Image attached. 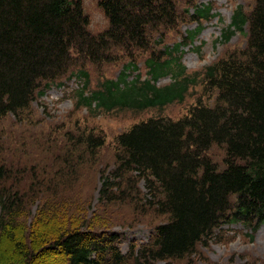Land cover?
<instances>
[{"label": "trees", "instance_id": "obj_1", "mask_svg": "<svg viewBox=\"0 0 264 264\" xmlns=\"http://www.w3.org/2000/svg\"><path fill=\"white\" fill-rule=\"evenodd\" d=\"M96 1L109 23L100 33L90 30L84 0H0V116H26L39 95L72 77L83 81L76 107L96 114L152 109L162 114L175 103H185L199 87L187 116L153 117L120 134L112 167L102 176L104 203L140 196L138 183L143 181L149 190L147 206L166 222L154 230L153 243L132 246L123 254L116 246L119 234L104 231L111 225L105 204L94 211L87 205L92 217L74 221L68 214L72 202L60 198L80 178L81 165L92 164L87 156L93 158L104 146L103 138L91 133L85 137L84 132L54 153L50 149L55 140L48 136L45 153L60 158V167L32 164L20 172L4 161L0 135V264H44L52 256H61L62 264L183 260L199 245L206 246L225 223L252 230L253 242L264 225V0H254L249 13L237 7L229 24L220 21L224 25L216 42L227 46L240 34L247 39L246 47L192 74L182 63V43L170 47L167 36L189 20L196 27L184 40L194 42L203 24L218 16L210 3ZM160 47L165 56L158 53ZM122 60L128 62L126 72L137 71L143 61L150 78L129 80L124 71L115 80L103 75L98 88L89 89L95 71ZM165 77L170 84L159 86ZM218 154L222 164L216 161ZM49 203L55 206L52 210ZM34 206L37 212L43 207L38 236L37 227L26 222ZM56 208L67 217L60 219ZM8 246L11 260L6 259Z\"/></svg>", "mask_w": 264, "mask_h": 264}, {"label": "rangeland", "instance_id": "obj_2", "mask_svg": "<svg viewBox=\"0 0 264 264\" xmlns=\"http://www.w3.org/2000/svg\"><path fill=\"white\" fill-rule=\"evenodd\" d=\"M212 3L215 8L217 19L206 24L205 29L194 42H187L184 45V55L182 63L186 66L189 74L201 72L206 66L212 65L217 61L224 59L229 52L239 48L243 49L247 45V39L237 34L230 45L223 46L217 43L222 35L223 25L231 22L234 11L237 7H242L245 13H249L253 7L254 0H198L197 4ZM85 12L91 19L90 30L94 33H100L108 28V19L100 11L96 0H84ZM192 26H183L182 33L193 28ZM175 37L171 38L173 41ZM172 44V43H170ZM200 48V52L197 49ZM126 62H113L105 65L99 71L94 72L90 89L98 87L100 77L109 76L116 78L125 69ZM139 73L145 77L147 69L144 63H139ZM133 76L129 77L132 80ZM170 77H165L158 82L159 86L170 84ZM81 86L77 79H72L63 84H53L51 89L43 97H37L33 102L31 110L26 116L14 117L13 115L0 116V135L5 141V160L14 170L23 172L24 169L32 164L40 166H52L56 163L60 167V158L51 157L45 153L47 148L46 140L51 136L52 144L50 151L57 153L58 148L64 146L67 142H76L78 138L85 133L94 137H101L105 140L104 146L95 153L91 165H81L79 177L72 185L71 189H64V198L72 202L69 216L76 217L86 215V206L90 204L94 211L98 204H105L111 225L104 231L119 234L116 246L123 254L131 251L132 246L147 245L153 243L156 239L154 230L156 227L166 222V217L158 216L154 209L147 206V196L149 190L145 183H138L139 194L133 195L132 199L116 200L113 203H104L100 199V189L102 187V176L107 174L112 167L113 158L116 153V139L118 136L128 131L134 124L146 121L150 118L161 116L178 120L187 116L190 107L195 103L199 96V87L191 90L189 97L183 104L175 103L160 114L158 110L152 109L145 112H132L130 110H116L112 113L101 112L99 114L91 113L85 107L77 108L76 90ZM65 150V149H64ZM37 152V155L34 154ZM64 151L61 153L63 155ZM60 157V154H59ZM57 160V161H56ZM223 158L218 154L216 161L222 164ZM18 161V162H14ZM56 161V162H54ZM27 165V166H26ZM56 168L49 169L48 175L55 173ZM46 196H51L47 194ZM127 196H122L125 199ZM60 199L59 202L63 200ZM65 200V201H66ZM132 202L130 205L129 203ZM57 204L56 202H52ZM48 206L52 210L54 204ZM106 211V210H105ZM61 215L60 219H65L67 215L62 212L54 211ZM43 207L37 212L36 206L28 213L26 222L33 223L38 236V227L44 224L41 219ZM92 212L88 210V219L92 217ZM48 222V221H47ZM60 221H56L58 224ZM48 226H46L47 228ZM50 231L51 228L48 227ZM250 231L240 224L222 225V228L216 231L206 246L199 245L195 254L183 260H168L159 264H264V225L260 227L255 234V239L250 242ZM19 238V237H18ZM19 242V239H16ZM10 245V244H9ZM12 247L8 246L7 258H12ZM16 260L20 257L16 256ZM64 259L61 256L49 257L43 260L44 264H62Z\"/></svg>", "mask_w": 264, "mask_h": 264}]
</instances>
